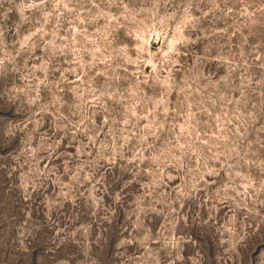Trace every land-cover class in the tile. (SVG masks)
Returning <instances> with one entry per match:
<instances>
[{"label": "rangeland", "instance_id": "374dc122", "mask_svg": "<svg viewBox=\"0 0 264 264\" xmlns=\"http://www.w3.org/2000/svg\"><path fill=\"white\" fill-rule=\"evenodd\" d=\"M0 264H264V0H0Z\"/></svg>", "mask_w": 264, "mask_h": 264}]
</instances>
